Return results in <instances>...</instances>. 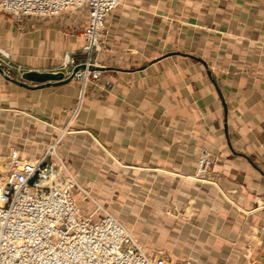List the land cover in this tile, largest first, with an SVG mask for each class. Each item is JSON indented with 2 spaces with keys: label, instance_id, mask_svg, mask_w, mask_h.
Listing matches in <instances>:
<instances>
[{
  "label": "crops",
  "instance_id": "1",
  "mask_svg": "<svg viewBox=\"0 0 264 264\" xmlns=\"http://www.w3.org/2000/svg\"><path fill=\"white\" fill-rule=\"evenodd\" d=\"M86 25L83 8L0 12V47L22 72H67ZM103 40L80 101L78 78L21 86L0 73V154L38 158L62 133L83 213H110L171 262L264 264V0H126ZM202 149L213 164L194 179Z\"/></svg>",
  "mask_w": 264,
  "mask_h": 264
},
{
  "label": "built area",
  "instance_id": "2",
  "mask_svg": "<svg viewBox=\"0 0 264 264\" xmlns=\"http://www.w3.org/2000/svg\"><path fill=\"white\" fill-rule=\"evenodd\" d=\"M126 0H0V12L17 19L48 18L83 8L87 25L79 32L83 61L76 63V51L67 50L61 59L69 74L84 64L72 78L80 81L78 100L89 79H97V55L105 49L103 36L107 14ZM0 66L13 79L22 67L11 61L9 50L0 47ZM62 133L53 138L41 156L22 157L10 148L0 154V264H191L188 260L171 262L163 255L150 256L136 238L113 215L103 210L82 212L76 190L80 189L58 152ZM213 164L211 153L202 149L194 173L200 179ZM249 247V246H248Z\"/></svg>",
  "mask_w": 264,
  "mask_h": 264
},
{
  "label": "water",
  "instance_id": "3",
  "mask_svg": "<svg viewBox=\"0 0 264 264\" xmlns=\"http://www.w3.org/2000/svg\"><path fill=\"white\" fill-rule=\"evenodd\" d=\"M84 68H85L84 64L76 65L74 68L71 69V72L69 74H66L64 71H61V70L59 71H38L35 69H29L27 71L22 72L21 78L36 82L38 83L39 86L58 85V84H64V83L69 82L77 70L84 69ZM87 68L101 70L103 67L89 65ZM0 73L4 76V78H6L7 80L17 85L26 86L25 83H23L22 81L18 79L7 77L3 73L1 66H0Z\"/></svg>",
  "mask_w": 264,
  "mask_h": 264
}]
</instances>
